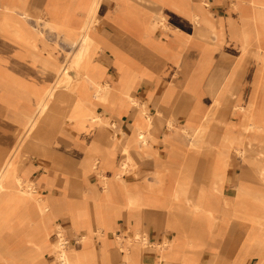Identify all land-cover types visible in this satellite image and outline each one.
<instances>
[{
    "label": "crops",
    "instance_id": "crops-1",
    "mask_svg": "<svg viewBox=\"0 0 264 264\" xmlns=\"http://www.w3.org/2000/svg\"><path fill=\"white\" fill-rule=\"evenodd\" d=\"M31 1H34L33 4ZM52 1L54 0H0V23L5 19L16 21L17 19L15 16L27 12L31 13V15L22 16L23 18L21 20L23 22L21 23L29 30L32 28V21H42L51 29L50 23L52 19L60 21L62 26L70 29L71 32H73L74 29L78 30L82 26L87 11V7L84 8L83 6L84 3L89 0H55L57 1L55 4H58V8L55 10L51 8L53 7ZM149 1L150 2H144L143 0H103L99 8L98 21L95 25L99 41L105 38L109 45L118 48L133 61L131 66L135 72H139L140 74V77L133 84L134 95L137 91L136 86L138 81L144 80L146 83H149L157 77L169 75L175 68L183 70L188 67L185 61L184 66H181L180 62L178 63V67L176 66L180 58L167 60L163 57H154L152 53L149 52L148 47L151 48L152 46L149 45L147 41L148 33L149 30L155 32L159 27L158 15L164 18V12L166 13V11L171 10L185 16L187 19L182 22L186 24L192 20L194 31L198 38L202 41H212L202 37V33L205 32L209 34V38H213L215 45L223 35L221 31L219 32L218 28L227 26L225 22H222L223 19H215L213 21V19L209 17L207 9L201 6L198 0ZM215 2L217 6H219L222 1L215 0ZM115 11H118V17L113 13ZM236 11L239 12L238 9H236ZM195 14H201L205 18L211 19L217 32H210L202 22L198 21ZM238 17H240V15ZM229 27L228 25V28ZM53 31L66 41L62 34V30L55 29ZM176 32L173 33L174 36H177L175 34ZM213 35L215 36L213 37ZM10 36L11 35L0 29V44L10 43L12 40ZM37 38L40 48L44 50L45 56L48 59L58 64L65 63L67 56L66 59L62 61L63 55L60 49L56 48V46L49 45L43 35ZM260 39L264 44V35H262ZM174 41L177 42L176 40ZM175 42L173 46H175ZM195 43V41L191 40L187 43V46L190 49ZM105 48L106 47H104L103 52H100L99 57L103 59L102 62L105 66L104 79L111 83L116 94L121 97L123 96L122 88L117 79L119 71L118 68L114 66L117 59L111 55V51L108 48ZM179 48H182V45H180ZM3 54L10 57L16 54L19 58L31 60V57L28 55L17 53L16 51H7L3 52ZM111 65L114 66L117 72L116 78H108L109 67ZM71 75H74V73H71ZM42 77L43 75L37 71L33 81L41 82ZM25 80L30 81L29 79ZM83 84L82 89L85 91L84 99L92 101L94 105L92 104L91 107L98 113L96 111V106L97 104H102V102L100 103L99 100L97 101L94 83L92 81H87ZM16 87L24 94L26 105H23L22 109L18 112V120L12 130L11 140L9 144L5 146L7 148L5 149L3 147L5 150H0L1 152L6 151L7 156L15 149L18 140L16 134H20L23 131V133H25L27 129L26 126L28 121L25 115V108L31 104L30 91L19 87L17 84ZM155 89V94H157L159 90H164L161 87ZM152 104L158 111V105L156 103ZM111 107L112 110L105 107V112L102 113L104 119L110 122V126L105 124L96 125L90 121L93 127L92 130L89 131L80 125V121H76L74 124L63 121L61 126L56 131H52V134H48V136H45V132L49 129L46 125H38L29 137H27L26 134L24 139L25 145L15 159L18 161V164L21 165L24 161V157L35 158L39 164L38 166L44 167L47 173L38 178L37 184H35L33 190L37 187L44 186L50 190V194L48 196H42L39 191L35 193L38 199L45 202L47 205L45 212L39 210L38 202L34 199L31 201L28 197L26 201H22L18 196L19 193H8L0 198V207H5L9 204L18 205L19 208L16 211V215L21 212H27L23 219L17 220L13 219L14 215L12 214L7 219L8 227L2 229L0 233L1 237L7 232L17 230L16 232L20 233L19 230H25V233L22 232L23 236L19 239L20 241L15 239L17 244H21V246H19V248L18 246L16 247V253L12 255L13 262L11 264H52L58 251H54V248L47 245V242L53 243L51 242V233L54 229H57L58 226L63 228L66 231V235L71 239L76 235H80L82 238L85 234V228L88 229L87 232L90 237L89 243H84L80 249L74 247L78 253L82 251L88 252L89 249H91V239L95 245H97V242L94 240V235L101 233L102 239L99 240L100 244L98 245L102 254L101 264L124 263L125 256L122 254L123 251H120V248H122L120 242L115 241L114 244L110 242L112 233L117 229H122L125 233L135 237L142 231H146L149 244L151 243L150 237L154 236L156 241L154 245H157V248L160 250V257L162 252L165 251L174 258V261H172L173 264H197L202 255L205 256L208 264H221L220 256L224 255H226L230 264H252L249 262V258L257 254L255 246H251L243 253L240 244L243 237L254 234L257 229L256 217H254L253 214H249L248 218H244L239 214L235 215L231 210L230 214L222 213L207 219L206 214L199 213L195 215L190 211H183L182 215H180L179 212H174L171 216L169 213L165 217L162 215V217L158 214L160 212L158 210V203L160 197L165 196L162 194L160 186L164 180L163 171L167 167H160L159 164L156 167L155 180L153 182L146 181L148 184L146 189L155 191L152 196H148V193L141 194L139 191L136 193L130 191L128 181L123 179L124 173L126 172L125 167L129 168V152L135 150L133 152L140 158H142V155L145 153H150L151 148H144L143 144L145 143L142 144L143 140L140 139L139 134L143 132L145 136L147 135L146 138L149 139L150 137L152 141H154L157 138L156 131L158 128L154 129V131L152 130L150 133L149 131L147 132L146 130L137 128L134 120V124L131 125V131H125L122 126L123 123L121 124V120L127 112H129V115L134 119L135 109L137 107H120L118 102L113 103ZM113 123L116 125L115 128L111 126ZM117 131L119 133H116ZM259 131L254 133L253 139L251 140L254 142L252 146H256L254 148L255 150L264 148V143L260 139ZM57 134L67 137L70 140L74 138V141L77 140L85 143L86 150L83 155L84 169L91 170L96 168L97 175L99 176L98 182H90L92 188L91 193L86 194L84 192L82 181L78 178L82 174L79 167L80 158L69 151L72 149L63 146L62 143L58 141ZM148 139L145 140L147 141L145 147L150 145ZM196 139L197 136L193 139V142L197 141L198 144H204L202 137L199 139L200 141ZM245 141L249 144L248 138H246ZM127 142H133V144L126 151L125 145ZM140 142L142 144L141 147ZM156 155L159 156L158 153ZM161 157L160 155L159 158L161 159ZM254 157L255 153L252 154L247 163H243L242 161L241 172L233 178L236 190L239 188L248 189L253 194L252 196L254 199L247 200L252 206L260 203V200L264 203V164L260 166L255 164V162L259 161L263 163L264 156L260 159H255ZM171 159L175 162L174 157H171ZM156 160L158 161L157 158ZM173 168H178L174 171L178 174L177 180L179 185H188L189 193L186 198L175 200L176 188L171 198L166 196V200L172 205H174V202L179 203L178 205H183L190 201L191 196H195L194 193L197 184L199 187V196L201 195L200 190L206 194L210 189H217L220 184L223 185L228 167H212V171L209 174L206 172V167ZM170 170L176 175L172 169ZM215 171H218L220 174L218 179L216 178ZM195 173H199V175ZM259 179L263 182H259ZM98 184H100V186ZM156 185L159 187L158 192L155 189ZM11 188L15 189L16 186L12 184ZM236 190L235 194L230 197H225L224 194L222 195L220 192L218 194L217 192L215 194L216 203L218 201L221 205L228 204L230 206L242 203L243 199L236 195ZM73 202L75 205L70 206L69 203ZM142 211H148L149 214L143 216ZM134 213L137 214L135 222L132 220L135 217ZM59 217H63L64 221L62 223L58 222ZM121 218L124 219L122 224L119 223V219ZM145 218H149V220L146 222ZM211 219H213L214 222L212 225H209L208 221ZM161 232H164V234L162 235ZM171 233L175 235L173 236ZM182 236H185V238H182ZM160 237H162L163 241L159 240ZM137 240L139 244L141 243L140 249L142 245V251H146L149 244L144 248L142 241L139 240V238ZM165 242L166 248L161 250V245ZM0 243L2 244V242ZM38 253H42L43 255L42 261L34 262L29 260V258ZM206 253H208L207 257L205 255ZM160 257L155 258L156 260H154V262H157ZM132 258L135 263H139L142 260V264H146L148 261L145 252L142 256L135 253L132 255ZM261 261V259H258L255 264H264L260 263ZM168 264H172L170 260Z\"/></svg>",
    "mask_w": 264,
    "mask_h": 264
},
{
    "label": "rangeland",
    "instance_id": "rangeland-1",
    "mask_svg": "<svg viewBox=\"0 0 264 264\" xmlns=\"http://www.w3.org/2000/svg\"><path fill=\"white\" fill-rule=\"evenodd\" d=\"M221 1V4L217 6L215 0H198L199 4L207 9V13L213 21L215 19H223L222 22L227 24L226 27L222 26L218 28L219 32L221 31L227 38L228 25L230 23L228 18H237L240 15L234 6L235 2L238 3L241 11L248 10L251 6L248 2H243L242 0ZM52 2L53 7L51 8L54 10L57 9L58 4H55L57 1L54 0ZM113 13H115L116 17L119 16L118 11ZM164 16V22L169 23L171 28H176L175 30L177 32L175 34L177 36H174V32L163 28L158 15L159 27L155 32L149 30L148 33L147 41L148 44L152 46L151 48L148 47V50L154 57H163L167 60L180 58L176 66L178 67L179 62L181 66H184L185 61L188 67L183 70L175 68L169 75L157 77L149 83H146L144 80L138 81L135 96L139 103L147 105L148 114L155 116L158 111L150 101V96L147 92H154V90H156L155 88L161 87L164 89L161 91L165 92L164 103L172 108L170 111L174 122L171 127L165 125L163 128H159L156 131L157 138L154 141H152L150 137L149 139L147 138L150 144L148 147H145L147 141H142V144L145 142V144H143L145 149L151 148L150 153H143V157L140 158L133 152L135 150L129 152V168L125 167L126 172L124 173L123 179L128 181V186L132 193L139 191L141 194L148 193V196H152L155 191L146 189L148 185L146 181L153 182L155 180V171L158 164L160 167H167L163 171L164 180L160 186L161 192L165 196H161L158 203V210L162 213L159 212L158 214L165 217L169 213L173 214L177 212V208L175 207L179 204L174 202V205H172L166 200V196L171 198L176 188H179V182L177 180L178 174L174 171L178 168L173 167H206L207 174L212 171V167H228L222 191L225 197H230L235 194L236 188L233 183V178L241 172L243 163L240 157L234 152H232L229 157L225 155L222 139L227 137L230 133H239V125L245 123L243 118H250L257 121V125L260 128V139L264 143V59L259 55L251 56L245 67V73L242 74V68H240L241 61L232 46L227 44V39L226 43L216 48L213 39H210L212 41L209 42L202 41L196 36L192 20L185 24L182 21L187 18L171 10L166 11V13L164 12ZM31 26L32 34L38 37L43 35L49 45L56 46V48L62 51V61L65 60L67 56V60L63 63V66H66V68H68L67 71L73 74L75 71L70 65H72L74 59L78 58L80 55L79 49L82 40L81 29H74L75 43L71 45L53 31L55 29L58 30L57 28L50 29V27L42 21H32ZM258 27L262 26L258 25ZM65 35L66 37H64L66 40L69 35ZM214 36L215 35H213V37ZM191 40L196 43L189 49L187 43ZM174 42L175 46H173ZM180 45H182V48L184 47L183 50L179 48ZM7 51L6 44H0V148L9 144L12 130L18 120V112L22 109L23 105H26L24 94L16 87V84L25 79L33 81L34 75L37 73L35 65L31 63L30 59L19 58L16 54H13V56L11 55V57L5 56L3 52ZM116 73L114 66L111 65L109 67L108 78H116ZM235 74H242L244 79V84L239 89L237 103L243 101H245V103L251 102L250 108H248L247 111L238 108L230 99V77ZM59 86L62 87L65 86V84L60 82ZM95 93L97 95L96 90ZM202 106L205 108L204 111H201ZM96 111L101 114L104 113L105 106L103 104H97ZM138 119L145 123L146 116L141 110L138 114ZM122 123L124 130L130 132L132 128L131 125L134 124V119L129 115V112L125 113L121 120V124ZM235 124L238 125L235 127ZM204 127L207 128V130H205L207 135H210L208 130L212 132L211 137L214 141L213 146H209V144H198L197 141L193 142V139L198 136V132L204 130ZM50 128L45 132V136L53 133ZM116 133L119 132L117 131ZM57 139L63 146L72 149L69 151L73 155L80 157L79 167L82 174L78 178L82 181L84 192L86 194L91 193L92 188L90 182H98L99 176L97 175L96 168L91 170L84 169L83 154L86 150L85 143L77 140L74 141V138L70 140L59 134H57ZM244 139L246 140V138ZM142 144L140 142V147ZM157 153L159 156H162L161 159L156 155ZM171 157H174L175 162H173ZM23 160L20 169L24 179H35L37 182L40 176L47 173L44 167L38 166L39 164L35 158L24 157ZM255 164L260 166L264 164V162L262 163V161H259L255 162ZM170 169H172L177 176L173 174ZM195 174L199 175V173ZM98 185L100 186V184ZM155 189L157 192L159 191L158 185H156ZM32 191L35 193L39 191L42 196H48L50 194V190L44 186L37 187ZM69 205L74 206L75 203H69ZM134 214L135 217L132 219L133 222L136 221L137 216L136 213ZM142 214L143 216L145 214L148 215L149 212L142 211ZM145 219L146 222L149 220V218ZM123 220L122 218L119 219V223L122 224L124 222ZM63 221V217H59L58 222L62 223ZM60 228L61 227L58 226L57 229H54L51 233V242L54 244L58 241ZM16 231L7 232L0 237V242L3 244L0 248L1 256L3 257L2 260L0 259V264H11L13 262L12 255L16 253V247L18 246L19 248V246H21V244H17L16 240L20 241L19 239L23 236L22 232L25 233V230H19L20 233ZM161 234L163 235L164 232H161ZM171 234L173 236L175 235L173 233ZM183 237L185 238V236H182V238ZM68 238L70 239L71 245L77 249H80L85 242L80 235H76L72 239L70 237ZM100 239H102L101 233L94 235V240L97 242V245L100 244ZM137 239L135 236L125 233L122 229H117L112 233L110 242L111 244H114L115 241L120 242V246L122 247L120 251H123L122 254L125 256L124 263L122 264H142V260L139 263H135L132 255L138 253L139 256H142L144 252L145 256L148 258L146 264H155V258L160 257V250L157 248V245H154L156 242L154 236L150 237L151 243L148 245L146 251H142V245L140 249L141 243L139 244ZM159 240L163 241L162 237H160ZM161 248V250H163L166 248V245L164 247L161 245ZM205 255L207 257L208 253ZM206 260L205 256L202 255L197 264H208ZM257 261L258 256H250V263L255 264ZM260 263H264V261L262 260Z\"/></svg>",
    "mask_w": 264,
    "mask_h": 264
},
{
    "label": "bare ground",
    "instance_id": "bare-ground-1",
    "mask_svg": "<svg viewBox=\"0 0 264 264\" xmlns=\"http://www.w3.org/2000/svg\"><path fill=\"white\" fill-rule=\"evenodd\" d=\"M143 1L150 2L149 0ZM242 1L248 2L252 8L250 7L251 9L249 8L248 10L241 11L239 9L238 3L235 2L234 6L239 10L240 17L228 18L230 27L228 29L227 38L223 34L222 37L220 36L221 39H219V41L217 40L218 43L215 46L216 48H219L220 45L226 43L227 39V44H230L232 46L233 50L241 61L240 68H242L241 73L243 74L245 73V67L249 62L251 56L259 55L264 59V44L260 39L261 36L264 35V1ZM102 3L103 0H89L88 2L84 3L83 7H87V11L85 13L86 15L83 19L82 26L80 27L82 32L81 46L79 49L80 55L78 58L74 59L72 65H70L71 68H73L75 71L74 75H71V73L67 71L68 68H66V66H63V64H58L48 59L45 56L44 50L40 48L37 38L38 36L35 37L36 35H32L31 30L22 25V16H29L31 15V13L23 12L24 14L15 16V18L17 19L16 21L5 19L0 23V29H2V31H4L5 33L11 35L10 37L12 38L10 43H5L6 49L8 51L23 53L24 55H28L29 57H31V63L34 64L37 71H39L40 74L43 75L41 82H37L35 80H24L19 83L17 82V85L19 87L30 91L31 104L25 108V115L27 116L28 121V124L26 126L27 129L25 133H23V131L20 134H16L18 140L15 149L11 151L8 156L6 151H2L4 153L0 151V198L7 195L8 193H19L18 196L22 201H26L28 197L31 199V201L33 199L36 200L41 212H45V210L47 209V205L45 204V202L40 201L35 192L32 191L33 188H35V184H37L36 180H25L23 175L21 174V165H19L18 161H16L15 159L17 154L21 151V149H23L25 145L24 139L26 134L27 137H29L32 132L38 127V125H46L49 128L51 127V131H56L61 126L63 121H68L71 124H74V122L76 121H80V125L84 129L89 131L92 130L93 127L91 122L95 123L96 125L105 124L107 126H110V122H108V120H105L102 114L96 113L92 109V101H87L86 99H84L85 91L82 89V85H84V82L92 81L94 83V88L97 91V101L99 100L100 103L102 102L105 107L111 110V105H113V103L115 102H118L120 107H137L134 114L135 125L137 128L146 130L147 132L149 131L151 133V131H154V129L156 128H163L165 125H168L170 127L172 126L174 122L170 111L172 108L164 103L165 92H162L160 90L157 91V94H155V91L147 92V94L150 96V101L152 103H156L159 108L155 116H151L150 114H148L147 105L139 103L134 95L133 84L140 77V74L139 72H135V70L131 66V64L133 63L131 58L125 53L121 52L118 48L109 45L105 38H102L100 41L98 40L96 34L97 29L95 25L98 21L97 15ZM195 16L198 18L199 22H202L204 26L209 29L210 32H217V29L215 28V25L211 19H207L201 14H195ZM160 20L163 28L172 32H176L175 27V29H173L170 27L169 23L164 22L165 17H160ZM258 25H261L262 27H258ZM50 26L53 29L57 28L58 30H62V34L65 37V34H68L69 37L66 38V41L71 45L75 43L74 31L71 32L70 29H65L60 21L52 19ZM208 35L209 34L205 32L202 33L203 38L213 39L209 38ZM104 47L108 48L111 51V55L117 59V62L114 64V66L117 67L119 71V76L117 77V79L120 82L122 88L123 96L121 97L116 94L115 89L113 88L111 83L104 79L105 66L102 62L103 59L99 58L100 52H103ZM242 74H235L231 75L230 77V99L236 104L238 108L243 111H247L248 108H250L251 102L245 103V101H243L241 103H237L239 89L244 84ZM60 82L64 83L65 86L60 87ZM140 110L146 116L145 123L141 122V120L138 119ZM204 110L205 108L202 106L201 111ZM243 120L245 121V123L239 125V133L233 132L228 134L227 137H224L222 139V144L226 156L229 157L231 153L234 152L241 157L243 163H247V161H249V158L254 153L255 159H260L262 156H264V148L255 150L254 148L256 146H252L254 142L251 140L253 139L254 133L260 130L256 121L250 118H243ZM111 126L112 128L116 127L115 123L111 124ZM234 126L236 127V124ZM203 129L204 130H200L198 132V141H200L199 139L202 137V141L204 144L213 146L214 141L211 137L212 132L208 130L210 135H207L205 133V130H207V128L204 127ZM139 137L143 141L147 140L143 132H140ZM244 138L249 139V144H247ZM132 144L133 142H127V144L125 145V150L127 151ZM4 148L6 149L7 147L4 146ZM0 149L5 150L3 149V147ZM215 173L216 178L218 179L220 174L218 171H215ZM259 182L262 183L263 181L259 179ZM12 184L16 186L15 189L11 188ZM188 187L189 186L186 184H180L175 193V200H182L186 198L189 193ZM222 188L223 185L220 184L217 189H210V191L206 194L202 192V190H200L201 195L199 196V187L197 184L194 193L195 196H191L190 201H188L187 203L178 205L177 212H179L180 215H182L183 211H190L195 215L203 213L206 214L207 219H209V217L212 218L214 215L222 213L230 214L231 210L235 215L239 214L244 218H248L249 214H253L254 217H256L257 229L254 234L243 237L241 239L240 246L243 253H245V250H248L251 246L254 245L255 250L257 251L256 256H258V259L264 261V203L260 200V203L253 206L250 205L247 200L254 199L252 196L253 194L248 189L239 188L238 190H236V195L242 197V203L234 204L233 206H230L228 204L221 205L218 203V201L216 203L215 194L217 192L218 194L219 192L220 194H223ZM18 208V205L16 206L12 204H9L5 207H0V233L2 232V229L8 227L7 219L12 214L14 215L13 219L15 220L23 219L26 216V211L18 213V215H16V211ZM171 215L172 213H170V216ZM213 222L214 220L211 219L208 221V224L212 225ZM87 231L88 229L85 228V234L82 236L85 244L89 243L90 238ZM136 238H139L142 241L144 248H146V245L149 244V239L147 237L146 231H142L141 233L137 234ZM90 242L92 243V245L91 249H89L88 252L82 251L78 253L77 250L74 249V246L71 245L70 239L66 235V231L63 228H60L57 243L54 244L47 242V245L52 246L54 248V251H58L52 261L53 264H101L102 254L99 250V246L95 245L92 239L90 240ZM165 244L166 242L163 245L165 246ZM0 259H3V257L1 256V249ZM173 259L174 258H172L171 255L163 251L160 259L157 262L155 261V264H168L169 260L173 264ZM220 259L221 264H230L226 255L220 256ZM29 260L34 262L42 261L43 255L42 253H38L29 258Z\"/></svg>",
    "mask_w": 264,
    "mask_h": 264
}]
</instances>
